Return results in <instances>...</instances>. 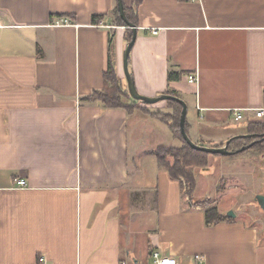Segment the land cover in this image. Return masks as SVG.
<instances>
[{"label":"crops","instance_id":"1","mask_svg":"<svg viewBox=\"0 0 264 264\" xmlns=\"http://www.w3.org/2000/svg\"><path fill=\"white\" fill-rule=\"evenodd\" d=\"M123 3L138 12L129 59L138 92L179 95L198 145L248 135L259 122L252 109L264 107V0ZM116 7L0 0V264H156L155 251L178 264H198L196 255L203 264H264V228L238 217L207 226L158 159L149 172L153 116L81 101L104 87L111 38L127 80L128 26L115 22ZM233 109H245L244 119Z\"/></svg>","mask_w":264,"mask_h":264},{"label":"trees","instance_id":"2","mask_svg":"<svg viewBox=\"0 0 264 264\" xmlns=\"http://www.w3.org/2000/svg\"><path fill=\"white\" fill-rule=\"evenodd\" d=\"M141 2L142 0H135V6L138 7ZM114 11L115 22L117 25L128 26L120 16L118 7H116ZM125 12L128 20L135 26H138L137 9H127L125 7ZM103 17V15L95 16L94 19H103ZM132 37L133 30L128 27L126 33L127 43L132 40ZM112 45L113 39L111 38L108 69L104 73V87L100 90L93 91L88 96L83 97L81 101L85 102L86 104H99L104 109H124L129 114L134 113L139 109L144 111L145 109H142L143 107L140 106L141 102L134 100L130 96L128 86L122 82L117 74L115 53L113 51ZM166 94L179 97V95L172 91H167ZM167 103L170 108L175 107L172 115L167 116L162 112H154L152 110H148L147 113L159 120L168 121L173 134L178 136L183 141L182 147H160L155 151V154L160 167L164 168L168 172L171 179L180 182V189L182 190L184 198V196L189 194L192 196L196 189L194 174L189 168L195 166L205 167L208 164V158L210 154L195 150L186 143L182 136L180 127L182 106L179 103L173 101H167ZM252 144L253 146L249 148V146ZM243 148H245V150L241 151ZM228 150L232 152V154L226 157L247 155L250 159L258 162V165L264 167V123L256 122L250 124L248 126V135L231 140ZM165 154L172 156L174 158V162L170 163L166 161L164 159ZM180 177H184L187 182H189V186L186 188L189 190L185 191V189H183V183L181 182ZM189 203L192 207H202L204 209L207 226H213L225 221L234 220L226 212L224 213L219 211L217 207H208L210 204L209 200L198 202L195 200L193 201V199L190 197Z\"/></svg>","mask_w":264,"mask_h":264},{"label":"rangeland","instance_id":"3","mask_svg":"<svg viewBox=\"0 0 264 264\" xmlns=\"http://www.w3.org/2000/svg\"><path fill=\"white\" fill-rule=\"evenodd\" d=\"M126 83L127 80H125ZM162 105L166 106L168 103L162 102L152 106L140 104L142 109H145L143 114H148L147 111L152 110L162 112L167 116L172 115L173 112L169 105L161 110ZM147 119L157 127L159 136L155 143L147 144L150 150H157L160 147L179 148L176 146L183 145V141L173 134L168 121L155 117L153 119L147 117ZM136 148L131 142L130 157L133 162L134 159L138 160ZM144 157V163L150 172L151 168L157 166V156L154 152L148 153ZM236 157L239 156L229 157L233 160L226 162L224 159H228L227 157L213 154L209 156L208 164L205 167L189 168L193 171L196 189L192 196L189 194L184 198L188 203L190 197L193 201L198 202L209 200L208 207H217L221 212L232 213L238 219L264 228V208L260 206L257 199L258 196H264V167L258 165V162L250 159L247 155ZM164 159L170 163L174 162V158L170 155L165 154ZM180 180L183 183V189L189 190L186 189L189 182L184 177H180Z\"/></svg>","mask_w":264,"mask_h":264},{"label":"water","instance_id":"4","mask_svg":"<svg viewBox=\"0 0 264 264\" xmlns=\"http://www.w3.org/2000/svg\"><path fill=\"white\" fill-rule=\"evenodd\" d=\"M118 10H119V13L122 19L125 21L128 27L133 30L132 40L129 43H127L126 48L124 50V54H123L124 72H125V76L127 79V86H128V91H129L130 96L134 100L140 101L143 104L149 105V106L155 105L161 101H173V102L179 103L182 106V114H181V121H180L181 133L186 143L193 149L208 153L210 155H213V154L223 155V156L231 155L232 152L228 150V146L231 141L227 142L225 147H208V146L198 145L190 138L186 130L187 105L181 98L177 96H173V95H168V94H163L158 97H146V96L141 95L138 92L135 86L133 77L129 70V58H130L132 48L137 39V27L128 20L126 12H125V6L123 3V0H118ZM253 144L250 145L249 148L253 146ZM244 150L245 148L241 149V151H244ZM257 199H258L260 206L264 208V196H258ZM228 215L230 217H235L232 213H228Z\"/></svg>","mask_w":264,"mask_h":264},{"label":"built area","instance_id":"5","mask_svg":"<svg viewBox=\"0 0 264 264\" xmlns=\"http://www.w3.org/2000/svg\"><path fill=\"white\" fill-rule=\"evenodd\" d=\"M191 1L194 2L197 0H191ZM63 24H69V21L62 20V21L57 22L58 26L63 25ZM154 34H158V31H154ZM187 79L189 83L196 84V85L199 83V76L197 74H190L187 76ZM252 110L254 112L255 119L261 123H264V107H259V108L252 109ZM244 111L245 109H233V115L236 121H241L244 119ZM17 184L21 187H25L27 185L25 180H20L17 182ZM152 256L156 264H178V261L175 258L164 257L159 252H156V251L152 253ZM196 260L198 261V264H203L202 255H196Z\"/></svg>","mask_w":264,"mask_h":264}]
</instances>
